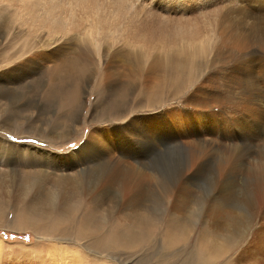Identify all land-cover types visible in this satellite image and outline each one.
<instances>
[{"label":"rangeland","instance_id":"rangeland-1","mask_svg":"<svg viewBox=\"0 0 264 264\" xmlns=\"http://www.w3.org/2000/svg\"><path fill=\"white\" fill-rule=\"evenodd\" d=\"M135 1L138 6L132 7L142 10L144 1ZM181 3L196 7L191 0ZM150 6L154 7V4ZM6 7L9 8V3L0 0V15L2 10H10ZM16 26L17 22L15 27L9 29V33H13L7 31L5 36L0 31V65L5 62L1 52L13 54L14 58L23 52L22 45L18 43L24 40L25 28ZM15 30H24V33L19 31L14 34ZM85 31L90 33L92 28L87 27ZM119 32L118 37L126 41L127 48L135 46L127 43V34ZM86 35L78 33L79 40L83 42ZM252 37L254 39L258 34L254 33ZM22 47H25V43ZM235 52L237 54L238 50ZM257 52L252 54L258 64ZM97 55L94 63L84 57L86 66H102L105 59ZM52 63L46 64L42 74L17 81L12 89L14 94H20L19 97L31 96L37 104L17 107L14 102L12 106H7L0 100V149L4 152L2 158L7 157V162L0 159V264H264V103L259 106L253 98L256 95L264 97V83L251 90V93H246V90L225 92L214 98L221 108L216 118L221 120L219 123L225 132L216 142H211L213 145L194 140L183 143L166 141L162 148L156 150L152 165L142 177L151 188L149 194L146 192L143 204H128V198L126 201L125 197L127 191L122 192L123 197L117 201L116 193L113 192L117 189L113 188V184L108 187L109 199L105 198L108 192L104 188L92 194L89 188L94 176L84 177L81 171L87 170L86 166L92 167L99 160L85 161L76 167L77 173L81 170L83 184L68 192L69 197H65L67 204H63L54 199L60 191L53 184V179L63 176L55 166L60 154L79 147L93 130H105L104 135L110 137H126L127 133L131 135V132L124 130L131 116H135L145 130L149 123L160 120L157 115L161 108L163 115L175 119L179 115L177 104H181L186 93L182 88L176 95L164 94L159 107L160 103H148V95L143 93L141 87L142 78L126 75V79L130 78L136 84L130 91L117 84L112 87H107L105 83L97 86L100 80L95 73L87 82L84 79L62 81L57 75L59 71H51ZM123 70L127 73L125 68ZM220 74L217 76L223 75ZM254 74L259 77V67ZM41 83H44V87H41ZM217 85L214 82L213 86ZM73 94L79 98L74 106L68 104ZM247 97L252 102L249 103ZM39 104L40 107L37 106ZM123 105L126 107L121 116L116 115V110ZM171 112L175 113L174 116ZM185 112L190 113L187 110ZM177 119L174 120L177 125L173 123L180 134L188 127V121L184 125L181 119ZM133 126L138 127L136 124ZM113 128L115 131H112ZM132 133V142L140 141L143 137L140 132L133 130ZM216 143L225 148L222 145L215 146ZM98 147L100 151L103 148L101 145ZM213 151L221 153L216 155ZM232 151L236 152L235 155ZM92 152L95 150L91 149V155ZM187 155L191 160H188ZM117 157L116 151L115 158L120 163ZM104 159L101 157L100 160ZM192 160H196V164ZM186 161L193 165H187ZM131 165L123 176V172H118L115 181H127L126 190L132 189L135 196L134 189L138 188L137 192H140L142 185L141 179L135 174L138 169ZM96 169L101 170V167ZM4 170L8 175L1 172ZM75 174L74 171L63 177L73 179ZM253 181L257 188L252 184ZM116 192L118 194L119 191Z\"/></svg>","mask_w":264,"mask_h":264},{"label":"bare ground","instance_id":"bare-ground-1","mask_svg":"<svg viewBox=\"0 0 264 264\" xmlns=\"http://www.w3.org/2000/svg\"><path fill=\"white\" fill-rule=\"evenodd\" d=\"M2 1L8 2L9 8H6L10 9L1 11L0 31L2 36H5L7 31L9 33V29L15 27V23L17 22V26H23L25 28V35L23 36H25L24 40L26 41L23 40L22 43H18V45L21 44L22 46L23 43H25V47L23 48L20 45L23 52L20 51L21 53L17 54V58H14V56L12 57L13 54L1 52V58L5 60V62L0 65L2 67L0 68L1 103L12 106L15 102L14 105L17 107L20 105L27 107L30 106L31 103H36V100L31 96L19 97L20 94H14L15 92L13 93L12 89L14 84L21 79L30 78L37 73L42 74V70L49 62H53L51 71H59L57 75L62 81H77V79H84V81L87 82L95 73L97 79L100 80L98 81L99 83L96 81L98 83L96 84L97 86H101L102 83H105L104 85L107 87H112L117 84L118 87L121 86L122 89L125 88V90L130 91L136 87V84H133L130 78L126 79V75L132 78L133 76H136L138 79L142 78L141 87L143 93H146V96L148 95V103H160L158 105L159 107L164 94L170 93L176 95L181 92L182 88L186 93L181 104H177L179 115L176 114L178 115V119L175 118L177 121L181 119L184 125H186V120L188 121V127L185 128L183 133L179 134L178 128L174 125V123L176 124L174 121L175 119L171 120L168 115H163L164 111L163 108H161L157 115L160 120L158 119L157 122L153 121L149 123L146 128L147 130L141 128L135 116H131L126 122L127 129L124 128L126 132H131V135L127 133L126 137H120V135L117 137L116 135L110 137L104 135L105 130H93L90 134L88 133L89 136L79 147L69 153L60 154L58 159H56L55 166L60 170L63 176L74 171L76 172L73 179L63 176H58L53 179V184L60 191L54 199L60 202L62 201L63 204H67L65 197H69L68 192L72 191L74 188H78L80 184H83L81 173L87 178L94 176L92 186L89 188L92 194L95 193H93V191H100L103 188L107 193L109 190L108 187H112L113 184V188L119 191L118 194L120 193L118 195L116 191H113L114 194L116 193L115 197L117 201L119 198L123 197L121 193L124 191L126 193L127 191L128 194L125 197L126 201L128 198V204H143L145 194L146 192L149 194L148 191L151 190V188L150 184L143 181L144 179H142V177L145 175L146 170L152 165L154 155H156L155 151L166 141L183 143V141L187 142V140H190L193 142L194 140L197 143L204 144L216 142L218 140L217 138H220L225 131L223 130V126H220L219 122L221 120L217 119V115H219L221 108L219 104L216 103L217 101L215 102L214 98L220 97V95L225 92L246 90V93H251V90L254 88L256 89L261 83H264V0H191L196 5L195 8L184 6L181 3L183 0H143L142 10L138 9V7H132V5L138 6L135 0ZM151 3L154 4V7L150 6ZM247 5L250 7L248 8ZM87 27L92 28L90 33L85 31ZM24 30H22L23 33ZM119 30L127 34V43L135 44L136 47L131 45L128 46L130 48H127L125 46L126 41L118 37ZM19 31L15 30L14 34ZM10 33H13V31ZM78 33L87 34L83 42L79 40ZM254 33L258 34V37H254L253 39L252 36H254ZM125 34L123 35L125 36ZM19 35H21V33ZM11 36L13 35L11 34ZM254 41L256 44H254ZM235 50H238L237 54ZM239 51L242 52L239 53ZM256 52L258 54L259 65L254 60L252 54ZM97 54H100V57L105 59L102 66H86V60L94 63ZM239 56H243L241 60L238 59ZM6 59L9 60L6 61ZM258 67L261 74L259 77H256L254 71L256 70L257 72ZM124 68L127 70V73L124 72ZM219 73L223 75L220 74L221 76H217ZM136 77L135 79L137 80ZM184 82L185 84H182ZM214 82L218 83L217 87L213 86ZM40 85L44 87V83ZM45 86H47V84ZM32 90L34 91V89ZM253 98L254 101H257L255 103L257 105L259 104V106L264 103V97L260 95H256V98ZM77 100H79V98L73 94L68 104L74 106ZM247 101L249 103L252 102L249 97H247ZM124 104H126V102ZM37 106L40 107L41 105L39 104ZM125 107L126 106L117 109L116 112L118 113L116 115L121 116V112ZM180 109H183L184 112L182 111L183 113H181ZM186 110L190 111V113L185 112ZM174 114L175 113H173V116ZM259 122H262V120ZM205 123H207L208 127ZM134 124L138 127L133 126ZM113 130L115 131L114 128L112 131ZM133 130L143 134L142 138L139 137L141 139L140 141L132 142V140H134L132 135ZM184 137H187V139ZM217 143L215 146H217ZM211 144L213 145V143ZM98 145L103 147L101 149L103 152L100 151ZM221 145L219 144L218 146ZM209 146L211 145L206 147ZM260 146L262 145L260 144ZM229 147L228 149L230 151ZM256 148L258 147L256 146ZM91 149L93 151L95 150L94 153L92 152V155ZM4 150H6V148ZM116 151L118 152L117 158L120 163L116 161ZM194 153L195 152H193V154ZM220 153L221 152L218 154L220 155ZM235 153L236 152L233 154L235 155ZM214 154L218 155L217 152H214ZM3 155L4 152L0 149V159L7 162V157L2 158ZM101 157H105L106 159L102 161L100 160ZM187 157L189 158H187L188 160H191L189 155H187ZM257 159H259V157ZM95 160L99 161L95 165L93 164L92 167L86 166L85 168H87V170L81 171L77 168L79 170L78 173L75 170L77 166H81V163L85 161L94 162ZM194 161L196 162V160ZM194 161L192 162L193 164L195 163ZM246 161L249 160L246 159ZM187 162L188 161H186V164L188 165L189 163ZM228 162L229 161L226 163ZM49 163L48 165H50ZM130 164H132V167L138 169V172L135 174L141 179V184H139L142 185L140 192H137L138 188L134 189L135 196L133 191H131L132 189L128 187L130 191L126 190L128 186L127 181L123 179L118 183L116 182L117 180L115 181V179L118 178H115L116 174L118 172H123V176ZM186 164L184 166H186ZM4 167L7 168L6 166ZM100 167L102 171L96 169H100ZM214 168L215 167L212 169ZM227 171L228 170H226V172ZM1 172L8 175L5 170ZM221 172L222 171H220V173ZM187 173H189V171ZM222 173L221 176H223ZM190 174H193V172H190ZM234 176L235 175H233V177ZM222 178L224 179V177ZM256 182L259 181L257 180ZM254 183L253 181L252 184L257 188L258 186ZM181 192L183 191L181 190ZM159 196L162 199L161 194ZM109 197L110 194L108 192L105 194V198L109 199ZM232 204L234 203L232 202ZM226 214H228V212ZM243 215L245 216V214ZM229 221L231 222V220Z\"/></svg>","mask_w":264,"mask_h":264}]
</instances>
